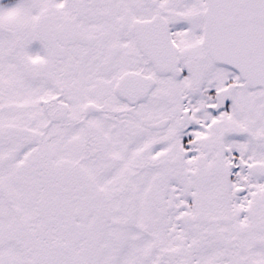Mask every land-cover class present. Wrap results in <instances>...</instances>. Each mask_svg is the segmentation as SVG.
<instances>
[{"label":"snow or ice","instance_id":"snow-or-ice-1","mask_svg":"<svg viewBox=\"0 0 264 264\" xmlns=\"http://www.w3.org/2000/svg\"><path fill=\"white\" fill-rule=\"evenodd\" d=\"M0 264H264V0H0Z\"/></svg>","mask_w":264,"mask_h":264}]
</instances>
